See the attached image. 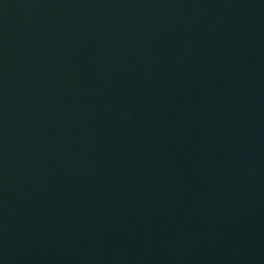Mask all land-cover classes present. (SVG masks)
I'll return each mask as SVG.
<instances>
[{
    "label": "water",
    "instance_id": "1",
    "mask_svg": "<svg viewBox=\"0 0 264 264\" xmlns=\"http://www.w3.org/2000/svg\"><path fill=\"white\" fill-rule=\"evenodd\" d=\"M0 264H264V0H0Z\"/></svg>",
    "mask_w": 264,
    "mask_h": 264
}]
</instances>
